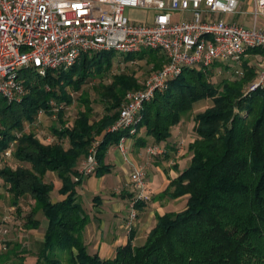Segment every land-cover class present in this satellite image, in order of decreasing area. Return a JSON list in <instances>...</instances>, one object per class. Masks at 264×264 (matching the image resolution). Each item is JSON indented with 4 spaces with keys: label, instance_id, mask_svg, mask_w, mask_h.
Here are the masks:
<instances>
[{
    "label": "trees",
    "instance_id": "trees-1",
    "mask_svg": "<svg viewBox=\"0 0 264 264\" xmlns=\"http://www.w3.org/2000/svg\"><path fill=\"white\" fill-rule=\"evenodd\" d=\"M249 54L264 57V48ZM119 57L124 67L95 87L94 100L103 113L92 120L94 100L82 89L89 79L108 75ZM145 57L151 72L166 63L155 50L124 57L114 51L85 54L67 71H50L45 77L23 72L26 94L20 103L8 104L0 97V154L12 148V159L25 164L4 166L0 179L8 185L11 204L17 205L24 195L32 200L23 220L26 231L39 227L38 213L47 221L34 264H264V89L246 93L254 78L247 61L242 78L222 76L216 84L210 71L184 68L144 105L133 137L140 147L148 138L154 145L167 141L176 125L191 121L189 164L165 190L170 199L185 196V208L157 217L141 246H133L130 237L111 259L88 252L82 239L88 214L76 195L82 182L78 167L96 143L92 175L109 171L106 151L125 132L108 129L119 116L125 94L143 82L126 68ZM71 93L80 94L76 116L69 122L65 109L74 103ZM204 100L209 106L193 114V105ZM40 111L56 118L50 127L53 143H42L32 130H25ZM48 172L56 174L58 193L65 196L56 203L51 201L54 183ZM4 251L0 264H24L27 250L6 243Z\"/></svg>",
    "mask_w": 264,
    "mask_h": 264
},
{
    "label": "built area",
    "instance_id": "built-area-1",
    "mask_svg": "<svg viewBox=\"0 0 264 264\" xmlns=\"http://www.w3.org/2000/svg\"><path fill=\"white\" fill-rule=\"evenodd\" d=\"M237 1L0 0V97L8 104L20 103L26 94L23 72L45 77L50 71H67L85 54L114 51L127 56L143 49L159 51L166 63L151 72L140 89L125 94L119 116L108 129L110 133L125 132L116 148L127 156L144 105L165 91L184 68L240 79L247 61L253 66L254 78L246 93L264 89V57L251 64L249 54L264 48V0H252L248 26L212 17L235 14ZM129 9L154 11L155 15L150 23L136 22L129 19ZM174 14L180 19L174 20ZM184 14L190 17L183 19ZM41 115L42 111L36 118ZM96 145L78 170L81 179L97 168ZM11 151L8 148L3 155L9 157ZM147 153L154 156L162 150L153 146ZM146 180L144 167L130 175L134 195L128 203L129 229L137 219L135 204L150 200Z\"/></svg>",
    "mask_w": 264,
    "mask_h": 264
},
{
    "label": "crops",
    "instance_id": "crops-1",
    "mask_svg": "<svg viewBox=\"0 0 264 264\" xmlns=\"http://www.w3.org/2000/svg\"><path fill=\"white\" fill-rule=\"evenodd\" d=\"M168 1V0H166ZM252 9V0H238L235 14L213 15V18H223L239 25H250L249 13ZM140 10V9H129ZM128 10V11H129ZM150 12L151 16L147 20L136 22L150 23L155 15L154 11L140 10ZM189 14H184L183 19H188ZM174 20L180 19L178 14L173 15ZM133 21V20H132ZM173 130V129H172ZM41 141L42 138L38 137ZM153 142L151 138L147 143ZM191 141V139H190ZM180 144L182 146L180 147ZM129 153L123 156L116 145L110 147L105 154L104 164L109 166V171L102 175H90L82 179L81 184L76 188V195L82 204V207L88 214V222L82 232V239L87 250L91 254H97L100 258L111 259L115 256L116 249L128 242L132 237L133 246H141L149 230L155 225L156 219L165 213H170V206H181L180 212L185 208L186 197L170 199L165 194L171 180L175 179L180 172L187 168L191 154H183L184 139L178 136L176 139L168 138L167 141L158 145L148 147H158L162 153L141 157L142 148L135 144L134 140L128 142ZM180 157V158H179ZM174 160L178 164V169L172 168ZM185 162V166L180 168V164ZM17 162L11 156L6 157L0 154V169L4 166H17ZM129 164V165H128ZM83 162L78 167V170ZM182 166V165H181ZM138 167H144L147 174V193L150 196V202L137 210V219L131 229L127 226L128 200L131 197L130 175ZM128 168H130L128 170ZM46 177L55 187L60 189L61 183L53 173H47ZM111 184L105 186L106 182ZM0 179V255L5 250L6 243L17 244L22 250H27L26 260L32 259L31 263L36 262L39 244L43 241L47 221L38 213L36 219L39 221V227L36 230L26 231L24 229V217L30 212L32 200L28 195H24L17 205L10 202L8 187ZM93 195V199L86 207L83 205V198ZM53 196V195H52ZM65 198L57 194L51 201L56 203ZM176 213V212H175ZM3 219L5 221L3 222ZM41 220V221H40ZM6 230V232H4ZM5 243L4 245L2 244ZM31 246L33 249L31 250Z\"/></svg>",
    "mask_w": 264,
    "mask_h": 264
},
{
    "label": "rangeland",
    "instance_id": "rangeland-1",
    "mask_svg": "<svg viewBox=\"0 0 264 264\" xmlns=\"http://www.w3.org/2000/svg\"><path fill=\"white\" fill-rule=\"evenodd\" d=\"M127 15L129 17V19L133 20V21L147 20L151 16L150 12H143L140 10H129V11H127ZM144 50H146V49H143L142 51H144ZM121 56H123V55H121ZM121 58L122 57H119L117 59V61H115V67H113V70L108 75H106L102 80L97 79V78L89 79L87 81L86 85H84L82 90L88 92L90 95V98L92 100L97 98V95L95 93V87L98 85V83L99 82H106V83L109 82L110 76L117 74L124 67ZM259 58H260V56H252L251 57V64H254L256 62L255 60L259 59ZM146 61H147V57H145L142 60L136 59V60H134V62L129 67L126 68V70L130 73L134 72L136 74V76L139 78V80L144 81L149 76L150 72L152 71L151 70L152 66L147 64ZM220 77H222V76H217V75L213 76L211 81L214 84H216L218 82V80L220 79ZM79 94L80 93H71L72 98L74 100V103L65 109V118L69 122H71L73 120V118L76 116V113H77L76 100H77V97L79 96ZM209 104H210V101H206V100L195 103L193 105V114H197V113L204 111L209 106ZM92 105L94 107V116H93L92 120H95L102 115L103 106L95 100H94V103ZM55 120H56L55 116L49 117V116L43 114L39 118L35 119L34 124L32 126L25 124V126H26L25 130L26 131L32 130L36 134L37 137H40L43 139L42 141L39 139L42 143H53L54 138L51 135V128L50 127L55 122ZM191 129H192L191 121H187V122L180 123V124L176 125L171 132V136H170L171 139H176L178 136H181L184 139L183 154H186V152L188 150V145H189L190 139H191ZM49 138H50V141H46ZM152 144H153V142L151 141V142L147 143L146 146L141 147L142 148V152H141L142 158L145 157L146 147L150 146ZM181 146H182V144H180V147ZM146 153H147V149H146ZM147 155H149V154L147 153ZM86 157L84 158V161H85ZM17 165H20V164H17ZM20 166L24 167L25 164H22ZM171 166H173L172 168H176V170L178 169V164H177L176 160H174V163ZM184 166H185V162L180 164V168H183ZM13 168H16V166ZM129 169L130 168H128V170ZM48 173H51V172H48ZM53 174L56 175L55 173H53ZM108 184H111V182L110 181L106 182L105 186H108ZM4 186L8 187V185H6V184ZM56 186H57V184L54 183V190L52 191V195H53L52 198L56 197L58 194V190L55 188ZM130 187H131V197L128 200V203L132 200V196L134 194L132 186H130ZM92 199H93V195L88 196L86 199L83 198V200H82L83 205L86 207L87 205H89L91 203ZM149 202H150V200L146 201V202H144V201L138 202L135 204V206H136L135 209L138 210L137 209L138 204H143V205H141V207L142 206L144 207V205L148 204ZM169 209L172 212H177V211L181 210V206H176L175 208L170 206ZM40 216L43 217V215H41V214H40ZM137 216H138V214H137ZM4 221H5V219H3V222ZM0 222H2V219ZM2 244L4 245L5 243L2 242ZM30 249L32 250L33 247L31 246ZM3 252H5V251H3ZM31 262H32V259L27 260V264H33Z\"/></svg>",
    "mask_w": 264,
    "mask_h": 264
}]
</instances>
